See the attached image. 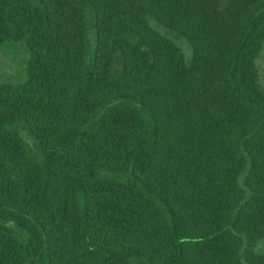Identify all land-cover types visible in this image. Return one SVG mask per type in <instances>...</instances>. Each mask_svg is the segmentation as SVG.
<instances>
[{
	"label": "trees",
	"instance_id": "1",
	"mask_svg": "<svg viewBox=\"0 0 264 264\" xmlns=\"http://www.w3.org/2000/svg\"><path fill=\"white\" fill-rule=\"evenodd\" d=\"M18 40L0 264H264V0H0Z\"/></svg>",
	"mask_w": 264,
	"mask_h": 264
},
{
	"label": "rangeland",
	"instance_id": "2",
	"mask_svg": "<svg viewBox=\"0 0 264 264\" xmlns=\"http://www.w3.org/2000/svg\"><path fill=\"white\" fill-rule=\"evenodd\" d=\"M86 17L89 19V34L87 37L88 59H90L96 49V32H95V16L90 8L86 9ZM150 24L161 34L171 38L181 48L187 61L191 60L192 49L184 38L178 34L160 26L155 20H150ZM31 58L30 51L23 41H16L6 44L0 48V80L23 81L26 78V67ZM262 75V84L264 86V48L260 59L258 60ZM22 137L32 146V138L25 132ZM260 251H264V241L259 246Z\"/></svg>",
	"mask_w": 264,
	"mask_h": 264
}]
</instances>
